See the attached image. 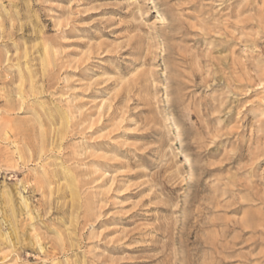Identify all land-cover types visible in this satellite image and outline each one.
Listing matches in <instances>:
<instances>
[{
	"label": "rangeland",
	"instance_id": "374dc122",
	"mask_svg": "<svg viewBox=\"0 0 264 264\" xmlns=\"http://www.w3.org/2000/svg\"><path fill=\"white\" fill-rule=\"evenodd\" d=\"M0 264H264V0H0Z\"/></svg>",
	"mask_w": 264,
	"mask_h": 264
},
{
	"label": "bare ground",
	"instance_id": "6f19581e",
	"mask_svg": "<svg viewBox=\"0 0 264 264\" xmlns=\"http://www.w3.org/2000/svg\"><path fill=\"white\" fill-rule=\"evenodd\" d=\"M179 127V126H178ZM188 162H189V159H188ZM21 200L27 205L28 203H27V200H26V198L24 197V196H21Z\"/></svg>",
	"mask_w": 264,
	"mask_h": 264
}]
</instances>
